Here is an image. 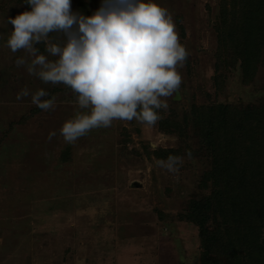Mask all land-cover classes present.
Here are the masks:
<instances>
[{"label": "rangeland", "instance_id": "1", "mask_svg": "<svg viewBox=\"0 0 264 264\" xmlns=\"http://www.w3.org/2000/svg\"><path fill=\"white\" fill-rule=\"evenodd\" d=\"M151 2L167 9L188 53L178 93L155 126L114 120L68 144L62 125L90 109L79 107L69 87L16 66L31 57L6 46L8 20L31 8L0 0V264H75L72 237L52 242L27 230L30 218H55L44 212L62 206L71 209L69 220L77 211L88 223L95 212L117 215L124 239L114 264H264V0ZM105 3L71 0V10L91 16ZM49 39L65 43L63 33ZM34 46L58 59L44 42ZM24 89L29 95L17 99ZM40 89L52 110L31 103ZM170 155L183 159L175 173L157 164ZM68 180L70 189L46 194ZM107 219L102 236L110 239L118 225ZM84 244L94 249L93 241Z\"/></svg>", "mask_w": 264, "mask_h": 264}, {"label": "clouds", "instance_id": "2", "mask_svg": "<svg viewBox=\"0 0 264 264\" xmlns=\"http://www.w3.org/2000/svg\"><path fill=\"white\" fill-rule=\"evenodd\" d=\"M26 3L31 11L8 20L13 30L6 46L31 57V63L18 58L16 66L27 65V72L46 84L69 87L79 107L90 109V114L78 113L62 125L59 131L66 143L73 144L93 129L108 128L114 120L156 125L158 111L167 110V98L180 89L178 68L188 57L167 9L151 0H106L93 15L84 16L72 12L71 0ZM53 32L63 33L62 46L50 41ZM41 42L58 59L39 54L34 45ZM28 95L24 89L17 99ZM47 95L40 89L32 94L31 103L52 110L54 101L44 99ZM55 136L52 131L48 139ZM182 163V157L172 155L157 161L172 173Z\"/></svg>", "mask_w": 264, "mask_h": 264}, {"label": "crops", "instance_id": "3", "mask_svg": "<svg viewBox=\"0 0 264 264\" xmlns=\"http://www.w3.org/2000/svg\"><path fill=\"white\" fill-rule=\"evenodd\" d=\"M71 182H72L71 180H68L67 182H58V188L62 190L61 193L64 192L65 190L70 189ZM38 183L39 184H37L36 182L33 185L35 187L39 186L40 182ZM46 194L48 193L46 192ZM45 208L46 207H44V209ZM63 208L64 206H62L61 208H56L54 210L51 207H48V210L46 212L43 211L44 214H46L47 212H50L54 215L55 218H51L48 220V218L44 216L47 219L46 221H39V219L30 218L28 221L29 223L27 227V230L30 232V235L33 234V232H35L36 234L44 233L51 237L52 242L54 241L66 242L72 237L71 239L74 242L78 243L77 247L74 246L75 249L73 253V260L75 264H87V260H86L87 258L93 264H114L115 259L118 258V253L115 248L116 244L121 243L124 239L121 237V235H123L121 232V230H123L122 228L123 225L120 222V220L117 218V215L114 214L113 212H107V213H101L100 211L99 213L95 212L93 219H91V223H88L85 220H83L84 217L81 218L79 216L78 211L76 213L77 217L74 216L71 220H69L66 215L69 214V211L71 209H63ZM60 214L64 216L59 217ZM107 218H110L109 221L111 220L115 221L117 219V221L115 222L113 226L118 225L119 234H115L116 237H114L111 234L110 239L102 236L103 229H104L103 224H106L108 222ZM75 219L77 222L75 221ZM134 225L136 226L137 223H134V224L131 223L129 225L130 228H132V230H134V227H135ZM68 235L70 238H63L64 236H68ZM119 238H120V241H119ZM92 241L95 244L93 250H86V248H81V244L85 243L84 245L87 246V244ZM3 243H5L4 236L0 235V255L1 256H3L2 254ZM101 248H103V250H101ZM123 253H125L123 254V256L125 255V257H129V258L133 257V255H131L130 252H123ZM122 261H123V258H122ZM125 262H130V261L126 259ZM125 262L123 261V264ZM184 263L185 261H181V260L175 261V264H184ZM156 264H160V261H157Z\"/></svg>", "mask_w": 264, "mask_h": 264}, {"label": "trees", "instance_id": "4", "mask_svg": "<svg viewBox=\"0 0 264 264\" xmlns=\"http://www.w3.org/2000/svg\"><path fill=\"white\" fill-rule=\"evenodd\" d=\"M54 183H55V184H53V185L50 186V189L53 190V192H47L48 194H53V193L58 194V193H57V190L60 189V188H58V182H54ZM54 191H55V192H54ZM58 191H59V190H58ZM53 195H55V194H53Z\"/></svg>", "mask_w": 264, "mask_h": 264}, {"label": "water", "instance_id": "5", "mask_svg": "<svg viewBox=\"0 0 264 264\" xmlns=\"http://www.w3.org/2000/svg\"><path fill=\"white\" fill-rule=\"evenodd\" d=\"M177 100V99H176Z\"/></svg>", "mask_w": 264, "mask_h": 264}]
</instances>
